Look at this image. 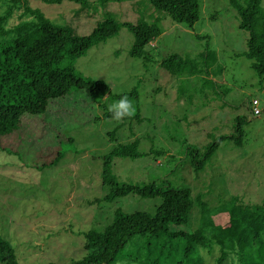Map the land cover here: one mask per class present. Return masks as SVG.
<instances>
[{
    "label": "rangeland",
    "instance_id": "obj_1",
    "mask_svg": "<svg viewBox=\"0 0 264 264\" xmlns=\"http://www.w3.org/2000/svg\"><path fill=\"white\" fill-rule=\"evenodd\" d=\"M89 2L90 8L98 5L97 0ZM200 4L199 19L192 28L169 17L160 22V36L146 47L153 57L146 66L143 59L128 55L133 36L126 28L76 60V72L109 86L104 109L88 104L82 92L75 93L72 103L55 100L45 113L24 114L17 142L0 138V236L15 250L18 264H71L86 254L83 233L102 231L116 209L154 214L160 198L129 195L112 203L95 202L108 192L102 186V157L116 144L135 139L144 156L115 158L112 173L124 183L190 188L193 207L188 221L173 231L192 233L200 227L199 197L217 226L227 225V215L217 211L233 197L250 207L264 204V76L256 75L245 57L248 34L239 29L229 0H200ZM29 6L48 19H64L78 35L90 34L104 16L99 7L89 9L91 17H74L72 11L78 5L67 2L46 5L29 0ZM105 10L120 22L135 23L140 17L150 21L148 13L157 16L146 0H107ZM20 14L14 12L6 27L29 20ZM204 52L213 63L209 75L171 76L159 67L160 60L170 54L192 60ZM134 88L137 97L129 100L139 109V120L102 117L108 105ZM253 100L258 102V116L252 114ZM238 117L244 120L242 145L236 146L231 138L223 140L203 170L194 174L187 148L233 135ZM110 132L115 133L114 140ZM151 150L165 153L154 157ZM183 245L181 240L154 243L137 235L111 264H175L183 259ZM217 251L214 247L210 256L208 250H193L183 264H213Z\"/></svg>",
    "mask_w": 264,
    "mask_h": 264
},
{
    "label": "trees",
    "instance_id": "obj_2",
    "mask_svg": "<svg viewBox=\"0 0 264 264\" xmlns=\"http://www.w3.org/2000/svg\"><path fill=\"white\" fill-rule=\"evenodd\" d=\"M40 1L46 5H60L64 2L78 5V8L72 11L74 17L80 14L91 17V14H88L89 9L101 7L104 16L96 23L90 34L78 35L74 26L64 19L61 22L51 20L39 9L31 8L29 0H4L0 12V138L10 137L8 140L10 142L16 140L17 134L18 138L22 137L20 132L16 133L22 116L45 113L51 101L67 99V102L72 103L73 94L82 92L83 99L88 104L94 103L104 109L106 102L103 99L109 94V86L102 80H93L81 75L74 67L76 60L86 55L92 47L116 36L120 29L126 28L133 36V44L128 55L134 59H143L146 66L153 60L146 47L160 36V22L169 17L174 23L192 28L198 21L201 10L200 0H146V4L157 16L153 17V13H148L146 17L150 21L140 17L135 23H131L120 22L105 10L107 0H97L98 5L92 8L89 0ZM262 1L229 0V5L239 18V29L248 34L245 57L251 61V70L259 77L264 76ZM17 11L21 12V19L27 17L29 20H21L15 26L7 28L12 14ZM209 59L212 61L206 52L192 60L181 58L178 54H170L160 60L159 67L161 71H166L171 76L209 75L207 70L213 65L209 63ZM122 96L137 97V88L129 94L121 95L120 98ZM253 101L251 108L254 115ZM61 105L63 104H58V107ZM73 107L76 108L75 105ZM135 110L136 113L132 117L139 120V109ZM102 117L112 118V114L105 110ZM243 123L244 120L238 117L233 135H222L205 146L187 148L186 158L189 159L192 172L198 174L203 170L223 140L231 138L236 146H241ZM108 135L111 140L115 139L114 132ZM138 146V139L116 144L102 157V186L106 187L108 192L95 202L102 205L135 195L142 199L160 198V205L155 208L154 214L140 211L125 213L119 208L116 209L111 223L102 231L89 230L83 233L86 254L81 260L71 264L114 263L120 251L137 235L147 236L154 243L160 240L167 243L173 239L183 241V259L175 264H183L184 260L190 258L192 251L199 248L208 250L211 256L214 247L218 248V253L213 264H264V204L250 207L233 197L228 205L223 204L217 211L227 215L225 216L227 225L217 226L209 217L206 204L199 200L201 199L199 197L200 227L192 233L173 231V227L185 225L188 221L193 207L190 188H171L155 182L124 183L112 173L111 164L115 158L135 160L144 156ZM150 153L157 157L165 152L151 150ZM60 155L57 154L58 159ZM0 263L18 264L15 250L1 236ZM153 263L158 261H150L147 264Z\"/></svg>",
    "mask_w": 264,
    "mask_h": 264
},
{
    "label": "clouds",
    "instance_id": "obj_3",
    "mask_svg": "<svg viewBox=\"0 0 264 264\" xmlns=\"http://www.w3.org/2000/svg\"><path fill=\"white\" fill-rule=\"evenodd\" d=\"M108 111L114 120L121 121L126 117H132L136 110L132 101L127 96H122L119 100L108 105Z\"/></svg>",
    "mask_w": 264,
    "mask_h": 264
},
{
    "label": "built area",
    "instance_id": "obj_4",
    "mask_svg": "<svg viewBox=\"0 0 264 264\" xmlns=\"http://www.w3.org/2000/svg\"><path fill=\"white\" fill-rule=\"evenodd\" d=\"M253 113H254V115H256V116H258L259 114H260V111L257 109V107H258V103L256 102V101H253Z\"/></svg>",
    "mask_w": 264,
    "mask_h": 264
}]
</instances>
